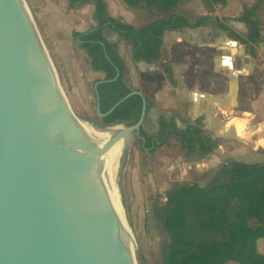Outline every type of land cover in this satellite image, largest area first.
<instances>
[{
	"label": "water",
	"instance_id": "1",
	"mask_svg": "<svg viewBox=\"0 0 264 264\" xmlns=\"http://www.w3.org/2000/svg\"><path fill=\"white\" fill-rule=\"evenodd\" d=\"M134 94L144 106L128 139L147 119L146 94L134 89L106 114L97 105L105 116ZM81 126L27 0H0V264H137L104 173L120 136Z\"/></svg>",
	"mask_w": 264,
	"mask_h": 264
},
{
	"label": "trees",
	"instance_id": "2",
	"mask_svg": "<svg viewBox=\"0 0 264 264\" xmlns=\"http://www.w3.org/2000/svg\"><path fill=\"white\" fill-rule=\"evenodd\" d=\"M70 8L94 4L92 28L72 32L76 45L84 48L104 77L97 79L96 106L108 113L121 99L133 92L128 80V64L121 53V43L109 40L105 31L118 33L126 45L133 47L137 61L159 62L174 83L170 51L164 45L168 29L217 26L231 38L247 46L257 56L255 44L262 36L264 23L257 17L263 2L246 9L241 20L251 27L245 37L227 22L215 16H200L191 23L181 9L191 0H124L135 10L145 11L152 19L136 27L109 12L107 0H68ZM207 5L225 6L228 0H204ZM148 100L147 117L156 105ZM144 106L143 96L134 94L111 114L100 116L99 129L118 125L131 126L139 122ZM204 118L180 128L175 118L160 116L159 131L150 132L144 126L140 139L144 150L154 153L173 138L179 140L188 156L207 157L220 145L204 129ZM167 201H156L154 213L170 235L168 264H230L238 256L240 245L244 252L240 264H264V163L240 159L228 160L209 183L176 182L167 190Z\"/></svg>",
	"mask_w": 264,
	"mask_h": 264
},
{
	"label": "rangeland",
	"instance_id": "3",
	"mask_svg": "<svg viewBox=\"0 0 264 264\" xmlns=\"http://www.w3.org/2000/svg\"><path fill=\"white\" fill-rule=\"evenodd\" d=\"M27 3L56 64L65 93L89 125L96 128L101 126V117L96 106L95 81L103 78L104 73L97 69L87 51L75 44L72 36L73 31H82L90 25L93 5L70 8L68 0H27ZM194 8L197 7L193 5ZM208 12L210 13L211 9ZM125 53L126 58L130 59L129 52L125 50ZM260 60V66L263 67L264 58L261 57ZM139 71L138 69L134 74L133 84H129L140 90L143 87L142 91L156 103V107L150 111L149 119H146L143 125L148 131L154 132L153 129H156L159 123L157 114L163 113L167 106V103H162V100L156 97V92L158 97L167 95V80L163 77L151 78L148 72L144 79L149 81L151 78L156 82V86L151 84L153 87L147 89L142 85V81H139ZM218 83L223 86L224 91H228L229 80ZM191 89L185 87L184 99L175 102L176 109L184 118H187L185 101L193 91ZM244 99L245 97L241 103H244L245 107L241 104L235 111H228V114L219 116L223 126L230 123L233 117L246 118L244 138H225L226 134L220 132L224 138L219 136L221 144L217 152L206 158V162L203 157L188 156L181 148L179 140L175 138L167 145L157 148L154 153L142 149L137 134L130 138L116 173V181L130 220L136 244L137 264H168L170 235L157 219L154 205L156 201L167 199V190L174 183L198 182L206 185L216 172L232 159L264 163V114L250 112L251 107H248ZM243 252L242 244L239 246L238 256L229 263L240 264Z\"/></svg>",
	"mask_w": 264,
	"mask_h": 264
},
{
	"label": "crops",
	"instance_id": "4",
	"mask_svg": "<svg viewBox=\"0 0 264 264\" xmlns=\"http://www.w3.org/2000/svg\"><path fill=\"white\" fill-rule=\"evenodd\" d=\"M263 1L228 0L227 4L222 6L215 4L207 5L204 0H191L188 4L182 6L181 9L188 14L191 23H194L200 16H215L227 22L239 34L248 37L251 33V27L240 18L246 9L257 7ZM107 3L109 12L113 16L122 18L138 28L147 25L152 20L145 11L129 7L124 0H107ZM91 5L94 7V4ZM193 5L197 8L193 9ZM210 9L211 12L209 13L208 10L210 11ZM92 16V24L90 22V25L82 31L88 30L97 24ZM257 17L264 23V4H262L257 12ZM168 30L164 36V45L170 51V62L174 71V83L168 78L159 62L149 64L144 61L135 60L131 45H126L118 33L110 29L105 31L109 40L121 43V53L122 55L124 54L123 56L126 62H128L129 78L127 76V80L130 84H133L134 74L138 69L141 75L139 81L140 83L142 81L144 88H152L153 85L151 84H155L154 86H156V82L151 79L152 77H163V79L167 80V95L164 94L158 97L156 92V97L162 100V103H167L163 113H156L159 120L160 116L164 114L169 119L175 118L180 128H186L188 124H194L199 118L203 117L205 131H208L207 133L211 134L213 138L221 140L219 136H223L217 132L216 128H212L208 121L211 114L219 117L221 116L220 114H228V111H235L238 107H241V104L245 107V104L241 103L244 97L248 107H251L250 112L264 114V65L263 67L260 66V58H264V27L262 28L260 41L255 44L257 56H253L247 50L245 44L234 40L226 31L217 26H203L199 28L186 26ZM219 30L225 32L227 36H221ZM233 40L238 42L237 45L231 44ZM125 50L129 52L130 59L126 58ZM148 72L151 77L149 81L144 79V76ZM226 80H229L228 91H224L223 86L218 83ZM185 87L192 88L191 90H193L185 101L187 118H184L183 114L179 113L175 106L176 101L184 99L183 90ZM142 90H144L143 87ZM210 95L223 97L225 100L220 106L210 99ZM146 96L150 98L148 94ZM237 118L244 121L246 131L247 119ZM219 120H221L220 117ZM153 130L154 132L159 131V123L158 127ZM224 137L231 138L233 136L229 137L225 135ZM239 140H242V138ZM262 147L264 148V145ZM216 150L214 152H217ZM207 157H203L205 158V162L207 161Z\"/></svg>",
	"mask_w": 264,
	"mask_h": 264
},
{
	"label": "bare ground",
	"instance_id": "5",
	"mask_svg": "<svg viewBox=\"0 0 264 264\" xmlns=\"http://www.w3.org/2000/svg\"><path fill=\"white\" fill-rule=\"evenodd\" d=\"M227 109V108H226ZM209 123L212 128H216L218 133H225L226 135L235 136L237 138H244L245 136V124L244 121L238 119L237 117L233 118L230 123L222 124L219 117L211 114L209 117ZM81 128L85 131L86 134L96 137L102 141H107L114 136H120L119 139L111 145L105 152V178L111 189V194L113 199L118 205V209L120 212V222L122 224L123 230L125 232L127 241L132 251L135 253V241L130 228V220L128 217L127 210L125 208V204L122 201L121 192L117 185L116 181V173L120 168V164L122 162V157L124 153V149L127 146V143L130 139L123 133V126H117L109 131H98L93 126L89 125L86 120H84L80 116Z\"/></svg>",
	"mask_w": 264,
	"mask_h": 264
},
{
	"label": "flooded vegetation",
	"instance_id": "6",
	"mask_svg": "<svg viewBox=\"0 0 264 264\" xmlns=\"http://www.w3.org/2000/svg\"><path fill=\"white\" fill-rule=\"evenodd\" d=\"M149 115H150V114H149ZM149 115H148V117H147V120L149 119ZM140 136H141V135H140V131H139V132L137 133V137H138V139H140ZM141 147H142V146H141ZM142 149H143V148H142ZM146 151H149V150L146 149ZM149 152H150V151H149Z\"/></svg>",
	"mask_w": 264,
	"mask_h": 264
},
{
	"label": "built area",
	"instance_id": "7",
	"mask_svg": "<svg viewBox=\"0 0 264 264\" xmlns=\"http://www.w3.org/2000/svg\"><path fill=\"white\" fill-rule=\"evenodd\" d=\"M165 201H167V199Z\"/></svg>",
	"mask_w": 264,
	"mask_h": 264
}]
</instances>
